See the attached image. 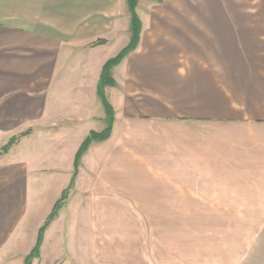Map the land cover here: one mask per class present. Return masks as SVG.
<instances>
[{
    "label": "crops",
    "instance_id": "0c3cea01",
    "mask_svg": "<svg viewBox=\"0 0 264 264\" xmlns=\"http://www.w3.org/2000/svg\"><path fill=\"white\" fill-rule=\"evenodd\" d=\"M136 13L104 89L111 135L31 264H264V0ZM130 21L128 0H0V264H25L105 127L97 85Z\"/></svg>",
    "mask_w": 264,
    "mask_h": 264
},
{
    "label": "trees",
    "instance_id": "16d2710c",
    "mask_svg": "<svg viewBox=\"0 0 264 264\" xmlns=\"http://www.w3.org/2000/svg\"><path fill=\"white\" fill-rule=\"evenodd\" d=\"M136 7H137V0H128V8H129L130 15H131L130 41L115 56L109 58L103 64L100 78L98 81L97 95L102 103V106L105 112V117H104L105 127L100 131H91L88 134V136H86L85 139L80 144L75 154L74 170H73L70 183L68 187L62 192L60 198L55 202L50 214L48 215L45 222L40 227L36 244L33 250L31 251V253L25 258V264H30L31 260L34 257H37L39 255V251H40L39 249L42 243L43 233L45 229L49 226V224L57 217L59 210L65 205L69 192L75 185V180L78 174V169H79L83 154L87 151V149L89 148L92 142L105 141L111 135L113 123L115 120V110L112 104L109 102L104 89L106 86H113L115 84L111 76V70L113 69V67L119 64L131 51L135 50L139 42V37H140L141 29H142V22L136 13ZM103 43H104V40H99L97 42L92 43L91 45H97V44H103ZM22 135L24 134H21V136ZM19 138L20 136L11 138L7 142V144L1 149V151L2 152L7 151L9 147L13 145L15 142H17Z\"/></svg>",
    "mask_w": 264,
    "mask_h": 264
},
{
    "label": "rangeland",
    "instance_id": "374dc122",
    "mask_svg": "<svg viewBox=\"0 0 264 264\" xmlns=\"http://www.w3.org/2000/svg\"><path fill=\"white\" fill-rule=\"evenodd\" d=\"M113 50H115V49H113ZM113 50H109V51H113ZM30 264H31V262H30Z\"/></svg>",
    "mask_w": 264,
    "mask_h": 264
}]
</instances>
